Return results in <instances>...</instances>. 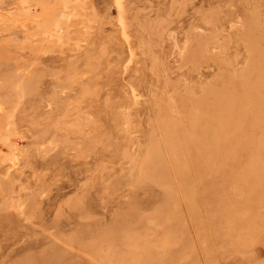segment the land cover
Segmentation results:
<instances>
[{
    "label": "rangeland",
    "instance_id": "obj_1",
    "mask_svg": "<svg viewBox=\"0 0 264 264\" xmlns=\"http://www.w3.org/2000/svg\"><path fill=\"white\" fill-rule=\"evenodd\" d=\"M0 264H264V0H0Z\"/></svg>",
    "mask_w": 264,
    "mask_h": 264
},
{
    "label": "bare ground",
    "instance_id": "obj_2",
    "mask_svg": "<svg viewBox=\"0 0 264 264\" xmlns=\"http://www.w3.org/2000/svg\"><path fill=\"white\" fill-rule=\"evenodd\" d=\"M203 154V153H202Z\"/></svg>",
    "mask_w": 264,
    "mask_h": 264
}]
</instances>
